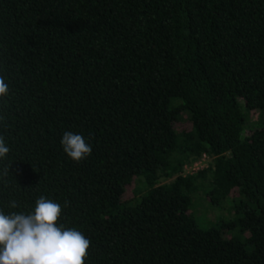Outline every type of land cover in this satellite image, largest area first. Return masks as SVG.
Wrapping results in <instances>:
<instances>
[{
	"label": "trees",
	"instance_id": "1",
	"mask_svg": "<svg viewBox=\"0 0 264 264\" xmlns=\"http://www.w3.org/2000/svg\"><path fill=\"white\" fill-rule=\"evenodd\" d=\"M0 75L5 214L59 203L85 264H264V0H0ZM200 189L231 217L199 227Z\"/></svg>",
	"mask_w": 264,
	"mask_h": 264
},
{
	"label": "clouds",
	"instance_id": "2",
	"mask_svg": "<svg viewBox=\"0 0 264 264\" xmlns=\"http://www.w3.org/2000/svg\"><path fill=\"white\" fill-rule=\"evenodd\" d=\"M9 95V84L0 75V98ZM63 151L74 162L92 153V146L80 134L65 131L60 141ZM10 149L0 135V159ZM7 169L4 175H7ZM65 207L68 201H65ZM9 207L18 204L11 201ZM62 207L41 195L28 213L0 210V264H85L91 241L75 228L59 224Z\"/></svg>",
	"mask_w": 264,
	"mask_h": 264
},
{
	"label": "rangeland",
	"instance_id": "3",
	"mask_svg": "<svg viewBox=\"0 0 264 264\" xmlns=\"http://www.w3.org/2000/svg\"><path fill=\"white\" fill-rule=\"evenodd\" d=\"M257 120L256 113H250L249 114V124H253ZM211 163L210 158H204L202 162L199 165H186L183 167V173H192L197 170L206 169L209 167ZM165 182H168V180L160 179L159 183L163 184ZM142 188V183L140 181L133 182L129 189L126 192L127 198L133 197V188ZM228 204L226 201H222L220 204H211L209 199L206 197V195L203 193V190L200 189L197 192L192 194V204L190 211L194 214L195 219L201 228H208L213 226L217 221L219 220H227L231 216L228 213Z\"/></svg>",
	"mask_w": 264,
	"mask_h": 264
},
{
	"label": "built area",
	"instance_id": "4",
	"mask_svg": "<svg viewBox=\"0 0 264 264\" xmlns=\"http://www.w3.org/2000/svg\"><path fill=\"white\" fill-rule=\"evenodd\" d=\"M207 156L206 155H202L201 156V158L200 159H198L197 161H195V162H193V164L192 165H199L201 162H202V160L204 159V158H206ZM208 158V157H207Z\"/></svg>",
	"mask_w": 264,
	"mask_h": 264
}]
</instances>
